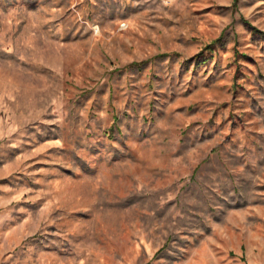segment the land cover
Listing matches in <instances>:
<instances>
[{"label":"rangeland","instance_id":"1","mask_svg":"<svg viewBox=\"0 0 264 264\" xmlns=\"http://www.w3.org/2000/svg\"><path fill=\"white\" fill-rule=\"evenodd\" d=\"M244 19L264 0H0V264H264Z\"/></svg>","mask_w":264,"mask_h":264},{"label":"trees","instance_id":"2","mask_svg":"<svg viewBox=\"0 0 264 264\" xmlns=\"http://www.w3.org/2000/svg\"><path fill=\"white\" fill-rule=\"evenodd\" d=\"M244 24L247 26V28L249 29V31L254 35V36H264V31H262L261 29H259L258 27L252 25L247 19H244ZM224 35L219 37L218 39H216L213 43L209 44L208 46H206L199 54H196L194 57H192V59H190V61H194L196 63L200 62V58L201 56L204 54L205 50H212L214 45L221 42L223 39Z\"/></svg>","mask_w":264,"mask_h":264}]
</instances>
